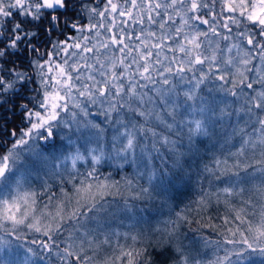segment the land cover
Instances as JSON below:
<instances>
[{
    "label": "snow or ice",
    "instance_id": "snow-or-ice-1",
    "mask_svg": "<svg viewBox=\"0 0 264 264\" xmlns=\"http://www.w3.org/2000/svg\"><path fill=\"white\" fill-rule=\"evenodd\" d=\"M0 264H264V0H0Z\"/></svg>",
    "mask_w": 264,
    "mask_h": 264
},
{
    "label": "trees",
    "instance_id": "trees-1",
    "mask_svg": "<svg viewBox=\"0 0 264 264\" xmlns=\"http://www.w3.org/2000/svg\"><path fill=\"white\" fill-rule=\"evenodd\" d=\"M181 199H186V197H184V196H180V197H178L177 198V203H179L180 202V200ZM167 213H168V209L166 210V211H163L161 208H159V206H157V209L156 210H154L153 212H152V219H151V222H150V224H149V226H151L152 225V220H154L156 217H159L160 218V220H167L166 219V217L168 216L167 215ZM169 218V217H168ZM163 223H158L157 224V227H159V226H161ZM147 226V225H146ZM121 230H123V229H121ZM190 242V240L189 241H186V243H189Z\"/></svg>",
    "mask_w": 264,
    "mask_h": 264
},
{
    "label": "rangeland",
    "instance_id": "rangeland-1",
    "mask_svg": "<svg viewBox=\"0 0 264 264\" xmlns=\"http://www.w3.org/2000/svg\"><path fill=\"white\" fill-rule=\"evenodd\" d=\"M163 211H166L168 208H161ZM166 219H169L168 218V216L166 217ZM158 221L159 222H163L164 220H160V218L159 217H156L154 220H152V225L151 226H149V224L146 226V225H142L141 227H143L146 231L149 229V228H157V224H158ZM158 228H163V224L161 225V226H159ZM121 231H123V230H121Z\"/></svg>",
    "mask_w": 264,
    "mask_h": 264
}]
</instances>
